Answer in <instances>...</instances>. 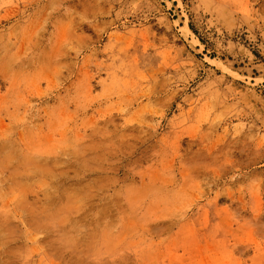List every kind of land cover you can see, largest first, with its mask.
Masks as SVG:
<instances>
[{"label":"rangeland","instance_id":"obj_1","mask_svg":"<svg viewBox=\"0 0 264 264\" xmlns=\"http://www.w3.org/2000/svg\"><path fill=\"white\" fill-rule=\"evenodd\" d=\"M0 264H264V0H0Z\"/></svg>","mask_w":264,"mask_h":264},{"label":"bare ground","instance_id":"obj_2","mask_svg":"<svg viewBox=\"0 0 264 264\" xmlns=\"http://www.w3.org/2000/svg\"><path fill=\"white\" fill-rule=\"evenodd\" d=\"M36 153H38V151L36 152ZM44 153V152H43ZM40 154V153H39ZM42 154V153H41ZM40 156H42V157H45L46 159L45 160H50L49 158H51L52 156L51 155H49V153L46 155V154H43V155H40ZM52 158H54V159H58L59 157H57V156H53ZM55 160V161H56ZM58 161V160H57Z\"/></svg>","mask_w":264,"mask_h":264}]
</instances>
